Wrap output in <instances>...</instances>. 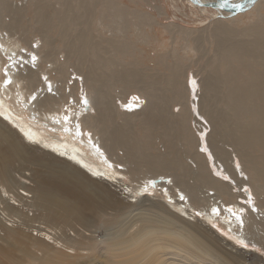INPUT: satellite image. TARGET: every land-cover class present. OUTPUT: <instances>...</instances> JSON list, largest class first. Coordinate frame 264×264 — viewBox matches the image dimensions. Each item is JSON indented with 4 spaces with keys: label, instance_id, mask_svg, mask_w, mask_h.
<instances>
[{
    "label": "bare ground",
    "instance_id": "1",
    "mask_svg": "<svg viewBox=\"0 0 264 264\" xmlns=\"http://www.w3.org/2000/svg\"><path fill=\"white\" fill-rule=\"evenodd\" d=\"M216 14L208 25L182 31L200 57L208 53L193 84L185 52L163 51L159 39L145 54L152 66L141 60L140 44L150 45L147 30L159 22L138 6L0 0V225L2 219L30 229L38 222L33 234L4 233L45 249L39 258L23 246L24 264H43L56 244L96 256L98 242L75 223L90 230L108 203L120 206L101 190L108 186L135 212L117 229L107 223L100 243L111 264H169L165 256L181 251L212 264H244V253L261 251L254 264H264V0ZM26 167L31 185L14 175ZM152 192L162 196L151 207L167 211L164 218L137 209ZM58 223L73 224L72 235L61 236L66 244L49 229ZM62 258L74 264L69 254Z\"/></svg>",
    "mask_w": 264,
    "mask_h": 264
},
{
    "label": "rangeland",
    "instance_id": "2",
    "mask_svg": "<svg viewBox=\"0 0 264 264\" xmlns=\"http://www.w3.org/2000/svg\"><path fill=\"white\" fill-rule=\"evenodd\" d=\"M11 1H13V3L15 2V0H11ZM123 1L127 4H130L131 6H135V7L138 6V8L142 11L149 12L150 16L153 15L155 17V19H157L159 22V25L154 24V25H152L153 27H151V25H150V27L147 30V31L150 30L149 31L150 33L152 32L151 33L152 38H151V41H149L150 45L140 44L141 49L145 51V52L143 51L144 53L142 55L141 60L144 63H148L149 66H152V62H149V60L145 54H147L150 51L149 48L152 44L155 45V43L157 44L160 42L162 44L161 50H163V51L164 50H170V49H176V50H178V52L181 55H183L185 52L184 57L186 58V61L183 62L184 63L183 66L185 68V77H187V76L190 77L188 79V81H190L191 77H193L194 81H196L197 79L199 80V78L201 77L200 74L205 72L204 71V64H205V61L207 59L208 53L206 55H203L200 57L198 52L195 51L194 49H192V47H193L192 41L188 40L187 36H185V33H183L182 31H184L187 28L199 29V28H202V27L208 25L213 19H215L218 16V14H216L217 11L215 9H214L215 11H213L212 9L202 10L198 7H195L194 5H190V3H188L186 0H147V1L136 0L137 5H134L135 0H123ZM174 2H176V5H174ZM158 5L163 7V11H164L163 14H159L158 10L154 8V6H158ZM228 15L229 14H227V13L222 14L221 17L228 16ZM27 16L30 17V15H27ZM224 18H226V17H224ZM248 18L250 19L251 16H246L243 19H248ZM245 21L246 20H244L242 22H245ZM168 23L173 24L172 26H174L175 29L169 28ZM174 24H176V25H174ZM155 28H158V29L156 30ZM194 34H197V33H194ZM153 37L155 39V43H154ZM158 39L160 40L159 42H158ZM163 42H164V44H163ZM205 44L204 45L206 47H209V46H207V42H205ZM164 46H166V47H164ZM162 47H164V48L162 49ZM186 47H187V49H186ZM212 47H213V44H212ZM155 48H156V45H155ZM152 53L153 52L151 51L150 54H152ZM61 55L62 54L59 55V58H62ZM188 61H190L191 63H187ZM71 71H72V69H69V72H71ZM73 77H75V75L71 74L70 78L72 79ZM71 79L69 80V83L71 82ZM66 90H68V87L66 88ZM196 91H198V90H196ZM78 93L80 94L79 91H78ZM190 96L192 99L195 98V95H193V93H191ZM67 98H69V100H70V102H67V104H69V105L72 104L71 95L67 96ZM178 108H179V105H176L173 107L175 112L178 111ZM64 109H66V108H64ZM193 116L196 117L197 119H199V117H197V112H193ZM200 121H202V123H201L202 125H206V123L203 120H200ZM191 124L193 125L195 132L198 133L197 128H200V126L197 127L198 125H196V124L194 126V121H191ZM200 151L208 154L207 149H201ZM214 171L215 170L213 169V172ZM31 174H32V170L29 167L18 169V170L14 171L15 177L21 183H23V184L25 183L26 185H28V184L31 185L33 182L32 178H31ZM225 178H227V176H225ZM0 187H1V185H0ZM246 189H247V191L249 190L248 187ZM101 190L104 193H106L108 199L111 202H116L120 206L118 208H112L113 205L112 204L110 205V203H108L109 207L107 206L104 209V212L102 213V216L100 217L96 226L90 227L91 231L86 230L82 226H80L79 224L75 223V225H76L75 227L78 228L79 231H81L87 237L94 238L95 241L98 242L99 246L96 250L97 255L93 256V254H90V256L88 255L86 257H83L84 255H87V253L88 254L90 253V252L86 253V250H84V251L78 250V251H73V253H69L67 251L70 248H66V247L63 248V247L59 246V244L55 245V242H53V245H55L54 247L56 248V250L54 251L53 254H51L47 259L44 260L43 264H67V263L61 262V259H63L62 258L63 254H69V256H71V261L75 260V261H73L74 264H82V262H83L82 260L86 261V258L89 259V261H90L89 264H111L110 261L108 260L109 258H107V256H106L105 250H103L102 243H100L110 233L106 227L107 223H111V226H112L116 222L115 225L112 226V228L117 229L121 225L124 226L123 224H128L129 221H133L135 219V216H133L135 214V212H134L133 208L128 207L126 198L124 196L120 195L118 191L112 189L109 186L107 187V189L102 188ZM9 192L15 193L16 188L9 186ZM248 195H249V192H248ZM161 199H162V196L160 195L159 192L144 193L139 198V203L141 202L140 203L141 207H137V209L138 208L144 209V210L148 211V213H150V214H153V215L156 214L159 217L164 218L166 216L167 211L165 213V211H163V210L158 211L157 209L151 207L153 204H155L157 202L161 204L162 203ZM28 200H30V199H28ZM30 213L31 212H29V215H30ZM174 220L176 221V219H174ZM1 221H2V224L0 225V264H14L13 262L19 256H21V257H20V261L18 259L17 264H24L25 263L24 256H22V254H20L21 252H19V251H22L23 250L22 247L25 245H26V247L31 248L29 250L33 251V253L37 257H39V258L43 257L45 249L44 248L42 249L40 247V245H39L40 242L38 243V241L34 240V245L31 246V241H29L25 237H20L21 239H19V237L17 236V233H21V232H22V234H31V233L33 234V233H35L36 230H33L32 228H34V227L38 228L37 226H35L38 222H36V221L33 222L32 224L34 226H32V228H30V229H27L25 226H24L25 228L23 226H21L22 224H20L19 222L16 223L15 225L9 226V225H7L9 223V221H3L2 219H1ZM180 224L184 225L183 223H180ZM137 226L138 225L135 224L132 227H130L129 232L134 231L137 228ZM194 226H196V225L194 224ZM49 227H50L49 228L50 230L54 229V235L56 234V236H57L56 241L61 242V243L63 242V244H66L62 238L64 236V234L72 235V233L74 232L72 230V227H73L72 223L52 224ZM7 228H11L13 231H16L17 233H14V232H12L11 234L4 233V230H6ZM213 228L215 229L216 226H213ZM13 233H14V235H13ZM31 236L35 237V235H31ZM2 239H4V240H2ZM17 239L19 241H21L23 244L19 243L17 241ZM224 247L227 250H230L229 246L224 245ZM53 250L54 249H52V251ZM169 251H175L174 247L169 249ZM183 252L184 251H181L180 253H176V255L178 254V256H173L174 258L167 255V257L165 256V260L167 261V263L170 262L169 264H212V262L210 260L205 261L204 259H202L198 256H195L194 253L184 254ZM257 254L261 255L262 253H261V251L260 252L258 251V253H257V251L254 253L252 251L244 253V259H243L244 264H254V262H259L258 261L259 256ZM55 256H56V260L53 259V258H55ZM72 258H73V260H72ZM36 264H40V263L38 262ZM260 264H261V262H260Z\"/></svg>",
    "mask_w": 264,
    "mask_h": 264
},
{
    "label": "water",
    "instance_id": "3",
    "mask_svg": "<svg viewBox=\"0 0 264 264\" xmlns=\"http://www.w3.org/2000/svg\"><path fill=\"white\" fill-rule=\"evenodd\" d=\"M193 3L200 6H209L216 11L226 10L232 14L241 13L249 10L256 0H214L211 2H203L202 0H191Z\"/></svg>",
    "mask_w": 264,
    "mask_h": 264
},
{
    "label": "snow or ice",
    "instance_id": "4",
    "mask_svg": "<svg viewBox=\"0 0 264 264\" xmlns=\"http://www.w3.org/2000/svg\"><path fill=\"white\" fill-rule=\"evenodd\" d=\"M33 47H35V45H33ZM31 59H32V62L34 64L36 59H37L36 55L35 54H31ZM5 75H7V73H5ZM4 83H5V85H7L8 83H10V81L5 80ZM192 83L195 84V81H192ZM49 90H51V89H49ZM82 103H84V105L87 106L88 102H87L86 99H84V100H82ZM65 119H67V117H65ZM245 191H247V189H245ZM249 202H251V195H249Z\"/></svg>",
    "mask_w": 264,
    "mask_h": 264
}]
</instances>
